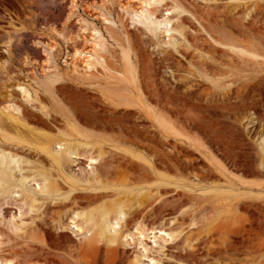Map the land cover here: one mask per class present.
Returning a JSON list of instances; mask_svg holds the SVG:
<instances>
[{"label":"rangeland","instance_id":"obj_1","mask_svg":"<svg viewBox=\"0 0 264 264\" xmlns=\"http://www.w3.org/2000/svg\"><path fill=\"white\" fill-rule=\"evenodd\" d=\"M178 1L0 0V106L77 144L2 116L0 264H264V0ZM116 203L128 241L72 217Z\"/></svg>","mask_w":264,"mask_h":264},{"label":"bare ground","instance_id":"obj_2","mask_svg":"<svg viewBox=\"0 0 264 264\" xmlns=\"http://www.w3.org/2000/svg\"><path fill=\"white\" fill-rule=\"evenodd\" d=\"M172 1H173V6L175 7L181 4L178 0H172ZM140 8H141L140 10L139 8H133L132 10L136 12V14H140L141 12L144 11V9H146V11L149 14H151V11L147 8H144L142 6V3L140 5ZM169 21H170V18L163 15L161 19L157 20V23L167 25ZM180 27H181V24L177 23L174 29L181 32ZM170 29H172V27H169V29L167 30L169 31ZM11 39H12V36H9L7 40L8 45L10 44ZM86 53L88 55L93 56L94 59L100 57V54L95 46L91 47L87 51L75 49V52H74L75 55H79V54L85 55ZM88 65L89 63H86L85 66H88ZM16 86L20 88L24 97L29 96V92L25 86L20 85L19 83L16 84ZM114 86H115V91H118L121 94H124L123 92H125V90L121 84L115 83ZM13 106L15 107L14 109H16V104H14L13 102L6 103L0 106V127L3 125L1 121L2 116L7 117L8 119L12 121L15 127V131H16L15 134L18 137H20L23 140H27L33 147L40 149L41 151L51 155L53 158L57 160L61 159L64 154L69 155L71 153H77V144L64 142V145H63L64 147L62 150L63 153L61 152L59 157H57L55 145L59 143L61 147L62 146L60 144L61 142L57 140L54 141V139L50 135H48L47 133L39 129H34L33 127L27 126V124H25L22 121L18 110H16L17 111L16 113L14 112V109H12ZM8 136L11 137L12 135H8ZM100 155L101 154L99 151L98 153H94V151L93 152L89 151L88 154L86 155L88 158V166L90 167L91 170L94 168V164L97 162ZM2 162L6 164L5 165L6 167H9L8 160L5 159ZM43 179L45 181L46 192L52 193L53 191H55V188H53L54 186L51 180H49L46 176H44ZM1 184H3L2 180H0V185ZM123 207L124 206L121 203H116L110 207L104 206L102 208L97 207L95 209L87 208V209H82L81 212L80 210L73 211L72 217L82 216L84 223L87 221L94 220L96 218V225L98 226L97 233L109 243L117 242L120 237H123L126 241H128V237L129 236L131 237V232L129 231V228L127 227V225H125L124 217L126 215V210ZM192 223L194 224L195 222H192ZM76 227L78 229H81L82 226L81 224H77ZM148 230H150V233H154V232L159 233L160 237L163 238L164 240L174 239L177 236V232L175 229L165 228V227L156 228L153 226L145 227V225H143L141 222L135 223L134 233H137V235L140 236L144 232H147ZM0 235H1V232H0ZM156 235L157 234H154V237H153L154 240H155ZM126 244H129V242H127ZM150 259L152 260L153 258H150ZM4 260L9 263L13 260V258L4 257ZM137 260H139L138 256H137Z\"/></svg>","mask_w":264,"mask_h":264}]
</instances>
